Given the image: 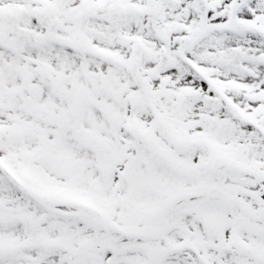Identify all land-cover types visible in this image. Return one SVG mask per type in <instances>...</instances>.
I'll return each instance as SVG.
<instances>
[{
    "label": "snow or ice",
    "instance_id": "snow-or-ice-1",
    "mask_svg": "<svg viewBox=\"0 0 264 264\" xmlns=\"http://www.w3.org/2000/svg\"><path fill=\"white\" fill-rule=\"evenodd\" d=\"M0 264H264V0H0Z\"/></svg>",
    "mask_w": 264,
    "mask_h": 264
}]
</instances>
